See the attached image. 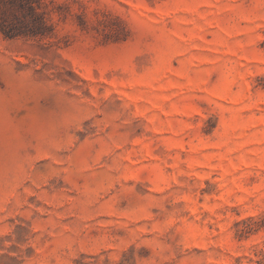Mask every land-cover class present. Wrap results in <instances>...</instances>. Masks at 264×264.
Listing matches in <instances>:
<instances>
[{
  "label": "rangeland",
  "instance_id": "rangeland-1",
  "mask_svg": "<svg viewBox=\"0 0 264 264\" xmlns=\"http://www.w3.org/2000/svg\"><path fill=\"white\" fill-rule=\"evenodd\" d=\"M9 2L0 264H257L264 0Z\"/></svg>",
  "mask_w": 264,
  "mask_h": 264
},
{
  "label": "trees",
  "instance_id": "trees-1",
  "mask_svg": "<svg viewBox=\"0 0 264 264\" xmlns=\"http://www.w3.org/2000/svg\"><path fill=\"white\" fill-rule=\"evenodd\" d=\"M38 1L39 0H14V5L20 7L26 14L25 18L23 20L21 19V21L29 27H31L32 25V28L40 24L42 25V23L44 22V20L42 21L41 13L38 12V8L36 7ZM11 2L13 3V0H11ZM11 2H9L10 7L13 6ZM0 28L8 38H15L21 34H29L27 30H20L19 25L16 23H11L10 25L0 24ZM30 33L36 32H34V30H31ZM260 225L264 226V216L260 220ZM256 262L257 264H264V251H262V256L257 259Z\"/></svg>",
  "mask_w": 264,
  "mask_h": 264
}]
</instances>
